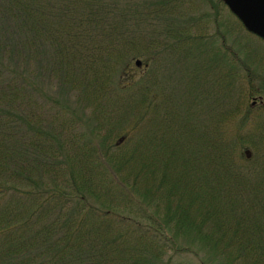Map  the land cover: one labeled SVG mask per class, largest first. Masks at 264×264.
<instances>
[{
  "label": "trees",
  "instance_id": "obj_1",
  "mask_svg": "<svg viewBox=\"0 0 264 264\" xmlns=\"http://www.w3.org/2000/svg\"><path fill=\"white\" fill-rule=\"evenodd\" d=\"M73 2L74 15L58 21L49 20L45 0L6 2L23 49L36 40L61 42L68 30L61 63L78 67L84 96L78 113L88 112L98 130L76 144L57 114L42 122L27 106L35 101V89L8 76L0 60V264H169L175 258L178 264H205L182 261L173 242L181 230L208 244L224 264H264L263 128L253 154L244 155L235 150L248 141L224 140L217 130L204 131L196 142L199 128L176 117L181 113L164 115L163 129L157 128L162 109L152 103L147 78H111V58L136 55L128 50L131 32L123 43L118 35L119 46L113 47L123 13L118 22L113 11L94 15L79 7L83 0ZM95 17L102 28L85 30ZM5 34L0 53L6 56L4 39L12 37ZM184 37L179 33L177 44L184 45ZM70 121L69 126L76 122ZM173 193V205L160 204ZM140 220L150 234L142 232ZM110 231L114 236L107 239Z\"/></svg>",
  "mask_w": 264,
  "mask_h": 264
},
{
  "label": "rangeland",
  "instance_id": "obj_2",
  "mask_svg": "<svg viewBox=\"0 0 264 264\" xmlns=\"http://www.w3.org/2000/svg\"><path fill=\"white\" fill-rule=\"evenodd\" d=\"M6 2L0 0V34L6 32L5 35L12 37L11 42L4 39L6 56L0 53L6 74L24 82L28 91L35 89V101L27 106L42 122L52 120L57 114L55 117L60 119L59 123L64 121L60 125L65 127L67 136H76V144L85 141L87 135L93 136L98 130V122L90 118L88 112H85L86 116L78 113L79 110L84 111L79 103L84 96L79 95L82 89L78 84L79 73L75 71L78 67L68 65V61L61 63L63 48L68 47L65 43L68 30L61 42L49 45L36 40L23 49L21 32L16 30V19L12 17L15 15L7 12ZM45 2L51 5L50 21H58L59 16L69 20L74 15L73 0ZM165 2L163 5L164 0H83L79 7L90 10L94 15H107L113 11L112 15L118 22L123 13L125 24L122 22L119 29L115 28L122 34L115 35L113 47L119 46L118 35L123 43L131 32L132 46L128 50H134L136 55L131 58L128 53V58L126 56L118 61L111 58L110 64L114 67L111 78L114 82L121 75L126 80L147 78L152 103L162 109L157 128L163 129L164 115L168 117L172 112L175 115L181 113L176 117H187L192 125L199 128L200 138H196V142H202L204 131L211 133L217 130L224 140L248 141L247 145L236 147L235 155L239 151L244 155L245 150L253 154L254 145L260 142L257 134L262 128L264 130V40L249 33L221 0ZM128 8L131 9L129 15ZM96 19L97 22L93 23L87 21L85 30H100L103 21ZM179 33L185 36L182 46L176 41ZM34 52L38 55L35 59L32 58ZM137 61L140 66H136ZM61 81H68V84ZM73 85L78 90L75 91ZM250 91L252 95H249ZM167 97L170 98L168 103L165 100ZM247 109L250 110L246 116ZM70 120L76 121L73 126H69ZM258 122H262V126H256ZM262 133L264 145V131ZM88 141L96 143L98 138L91 137ZM196 142L192 140L191 145L188 144V154H192L189 149ZM164 162L171 161L166 158ZM196 178L192 179L194 183L199 181ZM167 202L174 204V193L160 198L161 205ZM139 224L142 232L150 234L146 221L140 220ZM111 236H114V231L108 232L105 237L109 239ZM175 238L173 242L180 248L182 261L196 263L201 259L205 264H224L221 258L211 254L208 244L197 243L194 233L176 231ZM178 261L175 258L169 264H178ZM159 262L155 260L153 263Z\"/></svg>",
  "mask_w": 264,
  "mask_h": 264
},
{
  "label": "water",
  "instance_id": "obj_3",
  "mask_svg": "<svg viewBox=\"0 0 264 264\" xmlns=\"http://www.w3.org/2000/svg\"><path fill=\"white\" fill-rule=\"evenodd\" d=\"M251 34L264 40V0H221ZM140 66V62H136Z\"/></svg>",
  "mask_w": 264,
  "mask_h": 264
}]
</instances>
